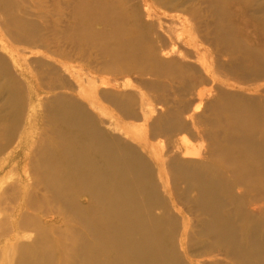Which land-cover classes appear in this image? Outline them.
I'll list each match as a JSON object with an SVG mask.
<instances>
[{"label": "rangeland", "instance_id": "obj_1", "mask_svg": "<svg viewBox=\"0 0 264 264\" xmlns=\"http://www.w3.org/2000/svg\"><path fill=\"white\" fill-rule=\"evenodd\" d=\"M76 119L143 168L164 263L264 264L238 251L264 240V0H0V264H146L73 176Z\"/></svg>", "mask_w": 264, "mask_h": 264}, {"label": "bare ground", "instance_id": "obj_2", "mask_svg": "<svg viewBox=\"0 0 264 264\" xmlns=\"http://www.w3.org/2000/svg\"><path fill=\"white\" fill-rule=\"evenodd\" d=\"M74 115H77V113ZM78 116H80V115H78ZM67 117H65V118L67 119ZM81 120H77L79 125L75 124L73 129H71L70 132H68L67 134L64 135L65 136L64 138L67 140V142H66L65 146L61 147V149L63 151V154L65 155V159H66L68 165H73L79 169H81L83 167L84 168L97 167L98 170L93 171V172H89V173H85V172L80 171V172L73 174V176L75 177V179H77L83 185H85L86 189L92 190L93 203L95 204V207H97L98 210H101L105 214V216L110 215L111 218L113 217L112 219L116 218V221L118 223H120L121 221H128L131 224V227H127L128 228L127 230H125V228H123L124 230H121V228H120V231L116 230V232H113L114 233L113 236L115 237L114 241H115V243H117L119 245V247L121 246V248L123 249L122 251H125V253L128 252L133 258L143 260L146 264H166V263H164L165 259H163L164 258L163 257V251H162V245L163 244L157 243V242H159L157 230L148 226L147 222L145 223V221H142V219H140V217L138 215V213H139L138 203L140 200V199L138 200V197L141 194L140 192L143 189L142 187L144 185V182H143L144 180L142 179L143 177L141 176L142 175L141 172H144L143 168H142V171H140V169H138L139 165H138V163H136L137 160L135 161L134 158L128 159L125 156L117 153L113 148H111V146H109L110 144L106 145V144H104V142L103 143L99 142V140L98 141L92 140L91 134H93L92 130H94V128L92 130H90V129L88 130V128L86 127V124L84 125V123H87L88 121L83 122ZM85 120H87V119H85ZM88 127L90 128L93 126H91V124H89ZM94 132H96V131H94ZM73 140H74V144H73ZM106 140H107V138H106ZM107 142H108V140H107ZM75 144H77L79 146L78 149L75 147ZM92 153H94V155H95L94 157L90 156V154H92ZM61 176H62V174H61ZM49 178H48V180H49ZM204 189H206V188H204ZM204 197H205V195H204ZM141 205H143V204H141ZM99 215H100V213L98 214V216ZM120 216L122 218H120ZM104 219L106 220V218H104ZM104 219H103V221H105ZM216 220L218 221V218H216ZM107 221L109 222V220H107ZM215 222L216 221H214V223ZM219 222H220V220H219ZM111 223H113V222L111 221ZM150 224H152V223H150ZM88 225H89V223H88ZM215 225H213V226H215ZM108 226H109V224H108ZM108 226H107V228H108ZM153 226H154V224H153ZM92 229H90V230H92ZM112 230L113 229H111L110 231H112ZM96 231H99V230H96ZM114 231H115V229H114ZM220 231H222V230H220ZM107 235H108V233H107ZM85 243H84V245H86ZM91 244L92 243H90V245ZM74 246H76V245H74ZM92 246L94 248L96 247L94 245H92ZM114 246H116V245H114ZM261 246H263V247H261ZM73 248L75 249L76 247H73ZM77 248H78V246H77ZM84 248H85V246H84ZM94 248H92V249H94ZM115 248H117V246ZM259 249H263L262 250V253H263V251H264V240L260 244L255 243L252 251H249V250L244 249V248H242V249L240 248V249H238V251L240 252L241 255L242 254L244 255V256L242 255V257L243 258L245 257L244 260H246L247 263H252V256H255ZM73 251L75 252L76 250H73ZM89 251H90V249H89ZM89 251L87 249L86 252L88 253V255L90 256L91 259L88 258V255L84 254L85 258L84 259L82 258L83 264H97L95 261H92L93 260L91 257L92 254H89ZM95 251H96V249H95ZM260 253L258 252L257 255H262ZM72 254H70V255H72ZM75 254H77V253H75ZM78 254H80V251L78 252ZM263 255H264V253H263ZM120 256H124V255H120ZM94 257L97 258V255ZM77 259H78V257H77ZM99 259H101V256ZM25 260L24 259H17L16 261L11 262V264H25ZM33 260L35 261V258ZM69 260L71 261L70 258H69ZM105 260H107V259H105ZM117 262H118V260H117ZM262 262H264V261H262ZM30 263H31V261H30ZM99 263L101 264V262H99ZM133 263H134V261H133ZM77 264H80V263H77ZM257 264H258V262H257Z\"/></svg>", "mask_w": 264, "mask_h": 264}]
</instances>
